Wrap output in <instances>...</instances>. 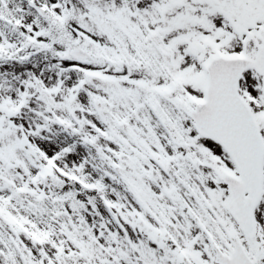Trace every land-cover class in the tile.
<instances>
[{
    "label": "snow or ice",
    "instance_id": "snow-or-ice-1",
    "mask_svg": "<svg viewBox=\"0 0 264 264\" xmlns=\"http://www.w3.org/2000/svg\"><path fill=\"white\" fill-rule=\"evenodd\" d=\"M0 264H264V0H0Z\"/></svg>",
    "mask_w": 264,
    "mask_h": 264
}]
</instances>
